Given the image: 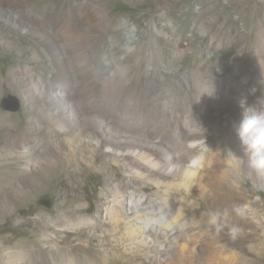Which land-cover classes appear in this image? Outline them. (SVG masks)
Returning <instances> with one entry per match:
<instances>
[{
    "label": "rangeland",
    "instance_id": "obj_1",
    "mask_svg": "<svg viewBox=\"0 0 264 264\" xmlns=\"http://www.w3.org/2000/svg\"><path fill=\"white\" fill-rule=\"evenodd\" d=\"M25 1L7 6L40 18L48 5L65 11L82 4L78 25L64 16L56 21L60 31L67 27L59 42L75 49L67 80L94 111L120 113L126 104L150 137L170 139L178 126L185 145L198 144L190 146L188 163L196 174L176 224H186L179 236L166 243L161 234L127 236L124 224L109 217L119 191L144 187L147 196L169 198L179 180L155 186L114 162L105 145L93 152L96 132L81 133L90 143L61 133L45 92L63 70L41 39L0 20V264H155L158 250L171 264H264V173L259 178L248 167L234 131L242 118L238 101L258 108L264 97V0ZM101 8L107 24L92 12ZM97 61L121 81L103 86L92 67ZM8 96L19 102L17 112L1 109ZM209 152L217 159L197 168ZM144 238L151 243L143 245Z\"/></svg>",
    "mask_w": 264,
    "mask_h": 264
},
{
    "label": "bare ground",
    "instance_id": "obj_2",
    "mask_svg": "<svg viewBox=\"0 0 264 264\" xmlns=\"http://www.w3.org/2000/svg\"><path fill=\"white\" fill-rule=\"evenodd\" d=\"M2 1L0 0V20H4L8 26L16 30H21L30 36L41 39L48 46L50 52L54 54L59 68L63 70V72L60 71L59 80L52 87H47L46 89L49 90L45 92V95L49 98L50 105L54 109L55 120H60L63 125V128L60 129L61 133H72L75 143L91 142V145L95 146L93 147V152H95L97 146L105 145V147L109 148L106 154H109L114 162L117 160L122 162L126 170L132 172L135 176H144L155 186L159 187L161 184H165L166 179L179 180L177 185L178 194L169 196V198L165 197L162 199L160 196H147L144 191L147 188L142 189L144 187L141 188V193L137 192V189H132L131 193L119 191V198L109 208V217L114 220L117 227L121 223L124 224L127 236L146 233L147 237L156 238L158 234H161L162 243H166L172 236H179L181 233L180 228H183L186 224L180 225L179 229L176 224L184 216V199L190 188L188 182L196 174L192 170L193 167L188 165L191 153L189 152L190 146L196 148L198 144L194 141L190 142V146L185 145L178 126L170 139L163 137L159 133L155 137H150L144 133L145 129L143 128L145 126L140 125L137 118H132L128 115L126 104H124V110L120 113H111L110 111L100 113L94 111L90 104L83 102L77 93L76 84L67 80L70 70L67 69L65 71V67L73 62L74 56L71 53L75 51L74 46L70 43L62 44L59 42V35L65 36L67 27L65 26L63 31L56 28V21L62 16L66 17L64 22L72 20L78 25L81 15H77V13L80 11L82 4L79 3L65 11L62 8H57L58 6L48 5L42 9L41 14H39L40 18H38L33 16V13L28 8L27 10L21 7L9 8L7 6L10 3L15 6H24L23 4L27 3L25 0ZM92 12H94L96 17L100 14L103 21L106 24L108 23V15L104 8L93 9ZM42 19L43 21H41ZM126 25L127 21L121 20L120 26L124 28ZM124 48L127 49V45ZM92 67L96 68L94 75L101 81L103 86L109 87V84L117 79L121 81L118 72L107 69L110 67L108 63L97 61L92 64ZM161 71L165 74L171 73L170 70H166L163 66ZM184 82L188 84L186 77ZM128 105L130 104L128 103ZM84 131L98 134L95 144L93 139L89 142L85 138H80L81 133ZM59 135L57 133L54 136ZM203 149L205 150L204 153H206L207 148L203 147ZM210 154L209 156L202 154L204 157L203 163H198L197 168L200 166L206 168L213 163L214 159H217L213 152ZM228 156L232 158L231 153ZM195 161L194 164L196 165L197 160ZM237 164H241V162L236 161L235 165ZM261 176L262 173L259 172L258 177L260 178ZM123 186H128V184H123ZM9 188L10 184L3 190L2 195H8ZM139 230L140 232H138ZM218 239H225L224 229L218 232ZM141 242H143V245L151 243H147L146 238L141 240ZM209 249H211L209 245L206 248L204 247L206 252ZM180 251L183 252L184 249H180ZM157 253L160 254V259L157 260V258L155 264H171L168 262L170 256L163 257V252L159 250ZM62 255V252L56 253V257H59L60 261H63L64 256ZM67 263L74 264V261L68 260ZM189 263L193 264L192 262Z\"/></svg>",
    "mask_w": 264,
    "mask_h": 264
},
{
    "label": "clouds",
    "instance_id": "obj_3",
    "mask_svg": "<svg viewBox=\"0 0 264 264\" xmlns=\"http://www.w3.org/2000/svg\"><path fill=\"white\" fill-rule=\"evenodd\" d=\"M242 100L243 103H241ZM257 103L259 107L253 108L247 106L246 98H241L238 101L242 118L235 125L234 131L239 140L243 157L247 158L248 167L256 172L264 173V97H259ZM228 151L235 161H242V157L231 149Z\"/></svg>",
    "mask_w": 264,
    "mask_h": 264
},
{
    "label": "water",
    "instance_id": "obj_4",
    "mask_svg": "<svg viewBox=\"0 0 264 264\" xmlns=\"http://www.w3.org/2000/svg\"><path fill=\"white\" fill-rule=\"evenodd\" d=\"M20 108L19 102L16 98L8 96L1 101V109L8 112H17ZM40 203L48 208L51 207V202L46 198L40 200Z\"/></svg>",
    "mask_w": 264,
    "mask_h": 264
},
{
    "label": "built area",
    "instance_id": "obj_5",
    "mask_svg": "<svg viewBox=\"0 0 264 264\" xmlns=\"http://www.w3.org/2000/svg\"><path fill=\"white\" fill-rule=\"evenodd\" d=\"M193 11H199V7H194ZM200 12H201V11H200ZM192 27H193V26H192ZM194 27L199 28V27H197V26H194Z\"/></svg>",
    "mask_w": 264,
    "mask_h": 264
}]
</instances>
